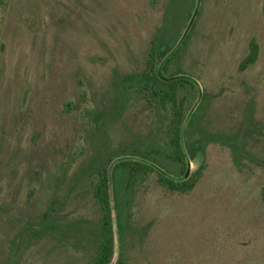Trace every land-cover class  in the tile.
I'll return each mask as SVG.
<instances>
[{
	"label": "rangeland",
	"instance_id": "1",
	"mask_svg": "<svg viewBox=\"0 0 264 264\" xmlns=\"http://www.w3.org/2000/svg\"><path fill=\"white\" fill-rule=\"evenodd\" d=\"M155 34L170 48L162 59L179 49L177 75L194 85L179 92L181 140L201 141L188 176L204 170L187 194L154 172L117 189L112 263L264 261V166L251 159L264 161V0H0V264H87L90 180L103 167L131 159L184 176L154 155L171 108L121 82L145 67ZM252 38L258 57L241 71ZM83 88L96 111L85 119ZM213 135L242 138L241 159Z\"/></svg>",
	"mask_w": 264,
	"mask_h": 264
},
{
	"label": "trees",
	"instance_id": "2",
	"mask_svg": "<svg viewBox=\"0 0 264 264\" xmlns=\"http://www.w3.org/2000/svg\"><path fill=\"white\" fill-rule=\"evenodd\" d=\"M166 40L164 36L154 35L148 57L146 59L145 67L139 72L126 73L121 77V82L124 83L126 90H132L137 95L145 97L147 100L154 102L162 108L169 106L172 110L171 118L169 119L164 141L161 146L155 148L154 155H162L165 153L166 159L181 170L187 169L188 163L187 157L193 158L195 153V143H201L198 139L183 146L181 140L182 134V120L184 118V104L182 99L179 98V92L182 88H185L186 92H189L188 85H192V82L188 78L177 75L179 69L176 67L180 59V51L176 49L168 56L162 59L170 50L166 47ZM164 47V49H162ZM259 46L257 41L252 38L249 41L248 53L240 61L238 69L243 71L252 65L258 57ZM160 64H157L158 59ZM176 68L172 71L171 67ZM165 73L166 75H163ZM177 76V77H176ZM130 83V84H128ZM87 92L83 88L82 103L84 110H82L81 116L83 119L89 116H95L96 111L93 110L87 103ZM67 107L71 106V100H68ZM195 112L191 115V119L196 116ZM212 141H218L223 144H227L231 147L235 162H238L243 153L244 140L242 138H228L223 135H213ZM154 157V156H149ZM251 159L258 165L264 166V161L259 160L251 156ZM204 170V164L201 165L191 175L181 179H176L169 174L167 170H161L151 163L140 162L137 160H120L112 165L103 167L95 176L90 180L91 185V197L96 211V226L95 234L92 242L95 248V253L91 260L87 264H129L124 258L119 257L114 263H112L114 254V239L112 229V207L111 198L115 200L114 204L117 208V189L118 191L123 188L128 189L133 183L143 175L149 172L156 174L157 180L160 185L172 192H178L181 194L190 193ZM36 189V186H32L29 194L32 195ZM111 192L113 195H111ZM257 202L264 204V186L259 190ZM117 222L120 230L125 231L127 226L126 217L121 216V212H117ZM50 215L45 213L44 217ZM238 264V263H236ZM258 264H264V261Z\"/></svg>",
	"mask_w": 264,
	"mask_h": 264
},
{
	"label": "water",
	"instance_id": "3",
	"mask_svg": "<svg viewBox=\"0 0 264 264\" xmlns=\"http://www.w3.org/2000/svg\"><path fill=\"white\" fill-rule=\"evenodd\" d=\"M176 77H177V76H176ZM188 173H189V168H188V166H187L186 172H185V174H184V176H183L182 178L187 177V176H188ZM174 178H176V179H181V177H180V178H178V177H174Z\"/></svg>",
	"mask_w": 264,
	"mask_h": 264
}]
</instances>
